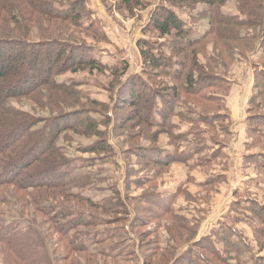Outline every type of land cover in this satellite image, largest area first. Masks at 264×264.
<instances>
[{"label": "rangeland", "instance_id": "rangeland-1", "mask_svg": "<svg viewBox=\"0 0 264 264\" xmlns=\"http://www.w3.org/2000/svg\"><path fill=\"white\" fill-rule=\"evenodd\" d=\"M83 2L87 8L84 27L91 26L96 35L92 37L82 33L80 41L88 44L91 48L89 53L102 61L107 69L103 73L68 72L58 81L72 86L80 97L79 104L74 107L63 104L64 110L69 114L84 112L80 118L86 120L88 115L98 126V131H92L84 124L81 133L71 130L62 133L57 154L71 164L63 166L60 169L62 172L57 174L63 176L61 183L66 185L67 191L88 198L103 209H93L75 199H63L62 205H55L49 199L44 201L45 204L50 202L68 213L64 219L55 218L52 221L47 216L51 211L44 205L37 209L34 203L40 198L39 191L28 189L24 198L18 200L14 198L11 187H3L0 199L4 198L7 202L0 203V232L2 228L15 226L22 231L20 236L29 237L30 234L33 241L42 244L48 252L50 264H145V256L150 250L154 264H173L204 238L215 246L213 248L221 250L219 260L210 251L206 253L214 264H264V233L256 232L262 226L252 219L251 211V201L264 206V88L260 86L258 77L264 66L262 50L245 58L236 55L227 70L222 66L215 68L214 73L224 79L220 84L223 87L225 84V87L211 90L208 94L226 102V113L222 111L226 115L216 119L214 127L204 122L192 125L174 118L178 127L176 133L189 135L188 141L185 140L187 142H180L181 152H194L198 146L204 151L196 153L188 163L174 164L168 171L147 169L136 153L148 146L149 141L144 139L143 134L136 140L132 139L133 133H138L140 128H136V132L130 124L124 129L118 128L121 118L117 115L118 111L124 115L127 109L118 110L117 91L119 83L125 81L128 75H142L145 70L138 45L141 40L155 45V54L160 51L170 54L172 38L159 37L149 27L161 5L168 4L164 0H143L146 6L131 13L125 9L124 0ZM62 6L58 4L54 8L62 10L65 8ZM175 10L187 22V28L193 30V38L201 37L209 29V20L203 16L205 6L200 5L194 11ZM223 11L226 15L241 17L235 1L229 2ZM33 38L38 40L39 36ZM213 49L210 45L209 54H213ZM200 58L202 64L207 63L202 55ZM120 64L129 66L127 75L123 77H118L113 71ZM154 74L150 71L144 77L157 87L162 82H170V79ZM187 100L186 97L180 100L178 112H187L191 106L196 108L197 113L204 108L215 111L206 103L195 106L196 100L193 104H187L190 98ZM16 106L30 109L31 105L23 100ZM38 115L48 116V113L40 111ZM77 117H71L70 122ZM160 138L161 145L173 152L174 148L168 147L169 138L164 135ZM104 140L110 148L108 152L89 151L92 145L97 142L102 144ZM256 157L258 162L253 160ZM73 182L75 185H72ZM153 192L161 196L176 194L171 210L180 222L197 230L193 242L186 243L190 240V232L183 229L179 222L170 215H159L152 211L149 203H144V196ZM224 218L226 228L236 230L231 232L234 235L229 242H241L236 246L238 252L234 249L227 253L228 246L225 240L222 242L226 232L215 231L217 223ZM78 219H85V224L81 225ZM140 220L144 224L136 225ZM28 229L29 232H26ZM2 240L4 237L0 233V242ZM79 246H85L88 254L72 251ZM172 249H178L176 256L174 253V257L161 261ZM7 258L0 243V264H11ZM199 264L205 263L202 261Z\"/></svg>", "mask_w": 264, "mask_h": 264}, {"label": "trees", "instance_id": "trees-1", "mask_svg": "<svg viewBox=\"0 0 264 264\" xmlns=\"http://www.w3.org/2000/svg\"><path fill=\"white\" fill-rule=\"evenodd\" d=\"M231 1L238 4L241 17L224 13V7ZM164 3L168 5H161L153 15L149 27L159 37L172 38L170 54L166 55L161 51L155 54L156 46L149 44L147 40H141L138 45L145 69L143 76L128 75L125 81L119 83L118 103L115 105L118 110L124 107L127 109L124 115L118 111L120 113L117 115L121 116L118 128L124 129L129 124L134 132L137 131L136 128H140L139 134L133 133L132 139L136 140L143 134L144 139L149 141L148 146L136 153L140 163L147 169L151 167L168 171L174 164L188 163L196 153L204 151L198 146L194 152H181L180 142H187L189 135L176 133L178 127L174 124V118L192 125L204 122L214 127L215 120L226 115L222 114V111L226 113V102L208 94L211 90L225 87V84L224 87L220 84L224 79L214 73L215 68L222 66L227 70L235 61L236 55L245 58L259 49L264 53V0H164ZM58 4L65 8L62 6V10H56L54 7ZM123 4L131 13L136 8L146 6L143 0H124ZM200 5L206 7L203 16L209 20V29L201 37L193 38V30L187 28V22L175 8L194 11ZM86 10L83 0H0V194L3 187H11L14 198L21 200L28 189L39 191L40 198L34 203L37 209L41 205L49 209L51 213L47 216L52 221L68 216L66 209L55 206L62 205L63 199H75L87 203L93 209H103V206L92 200L67 191L66 185L61 183L63 176L57 174L62 172L60 169L63 166L69 167L71 164V161L61 159L60 154H57L62 133L67 130L81 133L84 124L92 131H98V126L93 124L94 120L88 115L86 120L80 118L84 112L69 114L64 110L63 104L74 107L79 104L80 97L72 90V86L58 81L60 76L68 72L103 73L107 69L102 61L89 53L91 48L88 44L80 41L79 35L82 33L91 34L92 37L96 35L91 26L84 27ZM36 35L39 36L38 40L33 38ZM210 45L214 47L213 54H209ZM201 55L206 59V64L201 63ZM262 61L264 65V58ZM128 68V65L120 64L113 71L118 77H123ZM149 70L155 72L154 76L168 78L170 82L163 80L165 82L158 87L151 84L148 78L145 79ZM258 77L260 86L264 88V66ZM183 97L188 100L190 98L187 104H193V100H196L195 106L206 103L215 111L204 108V111L197 113L196 108H191L190 105L189 111L178 112L179 102ZM23 100L30 103V109L16 106ZM59 102H63L62 105ZM39 110L48 113V116L38 115ZM73 116L78 117L70 122ZM262 121L264 122V118ZM163 135L169 138L168 147H173V152L161 145L160 137ZM223 145L226 146L224 142ZM108 149V143L104 140L102 144L97 142L92 145L89 151L103 153L108 152ZM253 160L258 162V157ZM175 195H165L166 198L153 192L145 195L143 201L149 203L152 211L159 215H170L179 222L183 229L190 232V240L186 243L193 242L197 237V230L180 222L171 210L177 198ZM49 199L55 205L50 202L45 204L44 201ZM6 202L4 198L0 199L1 204ZM251 203L252 219L262 226L256 232L264 233V206L258 205L256 201ZM143 222L140 220L136 225ZM83 224L85 219L81 221V225ZM217 224L218 229L215 231L227 234V238L224 234L222 239L228 246L226 252L234 249L238 252L236 246L241 242H229L234 235L231 232L236 230L226 228V218ZM0 233L4 237L0 243L9 263L50 264L48 252L42 244L35 243L30 234L29 237L21 235L25 239L22 238V231L15 226L2 228ZM213 247L215 246L204 238L192 245L173 264H199L202 261L212 264L210 261L213 262V259L206 253L210 251L218 260L221 253V250ZM178 249L167 252L161 261L176 256ZM72 251L88 254L85 246L73 248ZM151 252L152 250L145 256V264H154Z\"/></svg>", "mask_w": 264, "mask_h": 264}]
</instances>
